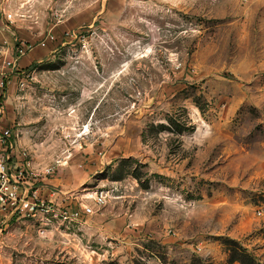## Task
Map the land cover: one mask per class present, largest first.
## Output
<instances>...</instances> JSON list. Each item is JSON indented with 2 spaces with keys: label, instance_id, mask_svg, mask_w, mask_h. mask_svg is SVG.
Wrapping results in <instances>:
<instances>
[{
  "label": "rangeland",
  "instance_id": "374dc122",
  "mask_svg": "<svg viewBox=\"0 0 264 264\" xmlns=\"http://www.w3.org/2000/svg\"><path fill=\"white\" fill-rule=\"evenodd\" d=\"M2 72L10 167L79 214L22 205L0 264H264V0H0Z\"/></svg>",
  "mask_w": 264,
  "mask_h": 264
},
{
  "label": "built area",
  "instance_id": "2783aa9c",
  "mask_svg": "<svg viewBox=\"0 0 264 264\" xmlns=\"http://www.w3.org/2000/svg\"><path fill=\"white\" fill-rule=\"evenodd\" d=\"M42 45L44 42L41 43ZM32 45L20 46L17 48L16 57H20L26 50H30ZM7 65L14 67L15 63L11 60L6 61ZM4 74L0 76V91L4 86ZM12 132L8 128H1L0 126V234L7 225L12 212L18 210L22 205H27L28 209L33 212H41L51 214L54 218H69L73 219L79 214L78 209L68 208L67 206L58 205L52 200L58 195L54 187H49L38 176L41 174H48L53 172L52 166H46L44 170H33L29 167V161L25 157L26 154L22 152L21 163L12 164L13 155L9 154L8 149L12 147L10 137ZM16 135V132L14 133ZM28 178H32L33 181ZM48 188L47 195L51 199H46L42 195V190ZM94 202L103 203V196L95 194ZM80 210L83 213H91L89 205L82 204Z\"/></svg>",
  "mask_w": 264,
  "mask_h": 264
},
{
  "label": "trees",
  "instance_id": "16d2710c",
  "mask_svg": "<svg viewBox=\"0 0 264 264\" xmlns=\"http://www.w3.org/2000/svg\"><path fill=\"white\" fill-rule=\"evenodd\" d=\"M234 260H238L242 264H253V262L250 259H248L247 254L240 253V252L233 250V249L231 250V248H230L228 262H232Z\"/></svg>",
  "mask_w": 264,
  "mask_h": 264
}]
</instances>
